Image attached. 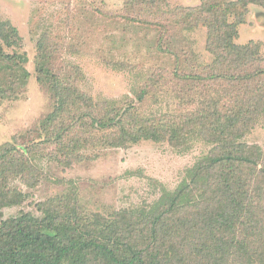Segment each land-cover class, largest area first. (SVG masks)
I'll list each match as a JSON object with an SVG mask.
<instances>
[{"label": "trees", "instance_id": "16d2710c", "mask_svg": "<svg viewBox=\"0 0 264 264\" xmlns=\"http://www.w3.org/2000/svg\"><path fill=\"white\" fill-rule=\"evenodd\" d=\"M160 3L165 1L143 3L138 15L139 24L163 29L156 52L175 59L174 70L166 72L170 79L154 74L153 85L180 79L192 83L181 57L189 59L193 48L181 33L204 28L209 32L207 49L215 58V73L209 79L241 88L217 93L188 114L178 109L192 100L186 103L179 97L178 105L160 106L141 123L129 119L140 115L139 108L114 114L113 110L82 112L79 88L68 79L65 84L60 81L65 76L39 54L37 82L48 87L55 99L54 111L42 126L58 124L61 132L49 138L58 145L72 135L80 139L88 126L94 139L101 135L107 142L167 140L180 154L199 141L214 149L185 171L175 190L162 189L151 203L89 215L79 210L75 197L53 198L36 205L40 216L22 213L5 219L4 209L26 199L12 181L36 170L20 144L1 145L0 264H264V150L246 143L264 115V68L253 58L259 47L237 43L243 20L229 22L234 11L242 18L253 2L201 0L196 9L168 5L167 12ZM241 4L243 9L236 7ZM23 43L19 30L0 20V104L16 99L28 86L31 74ZM44 46L39 43V51ZM146 94H140L138 102H144Z\"/></svg>", "mask_w": 264, "mask_h": 264}, {"label": "rangeland", "instance_id": "374dc122", "mask_svg": "<svg viewBox=\"0 0 264 264\" xmlns=\"http://www.w3.org/2000/svg\"><path fill=\"white\" fill-rule=\"evenodd\" d=\"M151 1L0 0V20L19 30L31 74L20 96L0 104V146L20 144L23 151L30 153L27 160L36 170L12 181L26 199L21 205L4 209L5 219L22 213L40 216L36 205L53 198L75 197L81 204L79 210L89 215H109L115 210L151 203L162 189L175 190L185 171L201 155L212 152L214 146L202 141L184 154L177 152L167 140L130 143L115 138L107 142L101 140V135L94 139L90 127L85 125L86 134H80V139L72 135L58 145L49 139L50 135L61 132L58 124L42 126L54 111L55 99L48 87L37 82L39 54H44L46 64H51L58 75L65 76L60 81L63 79L65 84L68 79L73 87L79 88L82 112L103 114L105 110H113L114 114L118 110L139 108L140 115L129 119L141 123L160 106L162 109L168 103L178 105L179 97L186 98V103L192 100L178 109L179 113L188 114L217 93L222 95L241 88L238 84L231 88L226 82L209 79L215 73L212 70L215 58L207 49L209 32L204 28L181 33L188 39L185 44L193 48V56L181 57L189 73L184 71L194 78L192 83L180 79L171 80L166 86L163 82L153 85L154 74L170 79L166 72L174 70L175 59L156 52L163 29L138 23L142 4ZM163 1L159 5L166 12L168 5L193 10L201 4V0ZM232 1L253 2L243 11L242 18L234 11L229 22L235 18L243 20L237 43L259 47L253 58L264 68V0ZM236 7L243 9L242 4ZM39 43L45 45L42 51ZM151 83L152 89L145 88ZM144 93V102H138ZM247 96L250 100L251 96ZM260 119L246 143L264 150V115ZM114 143L122 146H113Z\"/></svg>", "mask_w": 264, "mask_h": 264}]
</instances>
